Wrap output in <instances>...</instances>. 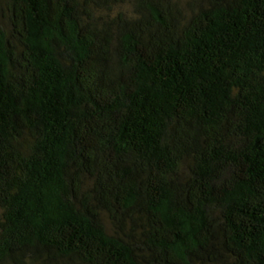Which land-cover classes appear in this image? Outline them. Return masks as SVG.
<instances>
[{"label": "trees", "instance_id": "1", "mask_svg": "<svg viewBox=\"0 0 264 264\" xmlns=\"http://www.w3.org/2000/svg\"><path fill=\"white\" fill-rule=\"evenodd\" d=\"M0 264H264V0H0Z\"/></svg>", "mask_w": 264, "mask_h": 264}]
</instances>
